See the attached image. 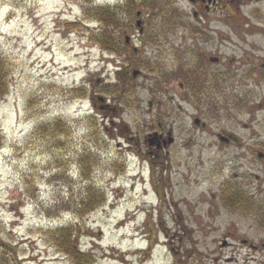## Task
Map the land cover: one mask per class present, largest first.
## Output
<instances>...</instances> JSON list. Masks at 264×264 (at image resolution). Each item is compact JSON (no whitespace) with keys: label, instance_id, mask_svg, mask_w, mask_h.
Masks as SVG:
<instances>
[{"label":"rangeland","instance_id":"1","mask_svg":"<svg viewBox=\"0 0 264 264\" xmlns=\"http://www.w3.org/2000/svg\"><path fill=\"white\" fill-rule=\"evenodd\" d=\"M88 6L96 7V0H0V58L7 84L0 95V239L9 242L20 264H75L44 236L46 228L72 221L80 225L81 250L95 254L93 264H264V250L222 249L221 236L199 232L195 226L207 220L198 212L192 213L193 221L186 218L192 229L186 234L174 231L167 206L162 210L165 224L160 222L159 211H153L155 197L142 181L148 177L146 168L131 156L127 166L115 158V142L101 134L103 121L87 96L96 94L98 76L116 78V64L107 63L98 50L99 25L88 22ZM243 12L250 27L226 29L227 34L247 37L245 48L256 46L264 53V0L249 3ZM228 46L227 53L238 51ZM136 81L144 84L142 78ZM256 91V100H264L263 83ZM58 117L71 127L68 136L53 142L35 131ZM98 140L109 146V154L98 152ZM84 150L96 157L90 182L105 201L78 217L64 210L68 198L77 199L84 192L79 187L87 185L80 182L74 160ZM173 180L179 183L180 175ZM204 187V182L180 183L174 202L183 210ZM240 232L256 242L264 239V230Z\"/></svg>","mask_w":264,"mask_h":264},{"label":"flooded vegetation","instance_id":"2","mask_svg":"<svg viewBox=\"0 0 264 264\" xmlns=\"http://www.w3.org/2000/svg\"><path fill=\"white\" fill-rule=\"evenodd\" d=\"M253 1L261 0L96 5L111 8L107 25L96 18L97 32L107 26L111 35L96 36V44L107 63L116 64V78L98 76L96 94L87 97L103 121L101 134L115 142V158L125 166L131 156L146 168L142 181L155 197L160 222L165 224L167 206L174 231L186 234L192 231L186 218L193 221L198 212L207 221L196 229L221 236L222 249L256 251L264 250V239L256 242L240 231L264 230V100H256V88L264 84V53L245 48L247 37L227 34L250 27L243 8ZM228 45L238 51L227 53ZM99 142L98 152L109 154ZM176 175L178 184H205L183 210L174 202Z\"/></svg>","mask_w":264,"mask_h":264},{"label":"trees","instance_id":"3","mask_svg":"<svg viewBox=\"0 0 264 264\" xmlns=\"http://www.w3.org/2000/svg\"><path fill=\"white\" fill-rule=\"evenodd\" d=\"M88 13L85 12L87 16L88 22L96 21V18L99 20H103L106 25L108 14L111 11V8L108 7H89ZM98 33V34H97ZM96 36L101 37H109L111 35L110 30L107 26H104L101 29V32H96ZM107 47V45H105ZM5 66L4 61L0 58V95H3L7 92V84L4 81L5 78ZM82 94V93H81ZM74 95V94H73ZM36 132L40 134L42 137L48 140H58L59 138H63L64 136H68L71 132V127L67 125V120H64L61 117L45 120L40 123L36 129ZM2 145V140L0 138V146ZM87 150L82 151V154H75L74 160L77 164V171L80 182L87 183L84 186L79 188H83L84 192H80L79 197L68 198V209H65V212H70V209L75 213L78 217H83L88 213V211L104 204V198H102L96 189V187L91 184L89 173L91 170H95L96 166V157L87 155L89 152ZM97 155H99L97 153ZM65 164V163H64ZM121 167V166H120ZM120 170V169H119ZM122 170L124 168L122 167ZM81 177V178H80ZM86 181V182H84ZM89 181V182H88ZM100 192V191H99ZM101 193V192H100ZM34 194H32L33 196ZM34 197V196H33ZM70 199V200H69ZM71 202V203H70ZM65 207V206H64ZM49 209V208H48ZM54 215L51 214L50 218H53ZM80 225L77 222L70 221L66 224H59L57 226L46 228L44 231V236L47 238V242L50 243L58 252L64 254L68 257L72 263L75 264H93L95 260V254L92 252H84L81 250L78 244L77 231H80ZM6 240L0 239V264H20L17 262V255L13 248L8 244Z\"/></svg>","mask_w":264,"mask_h":264}]
</instances>
